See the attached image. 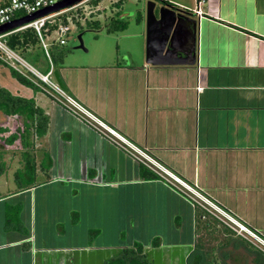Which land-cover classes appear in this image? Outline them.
I'll return each instance as SVG.
<instances>
[{"label":"crops","instance_id":"crops-1","mask_svg":"<svg viewBox=\"0 0 264 264\" xmlns=\"http://www.w3.org/2000/svg\"><path fill=\"white\" fill-rule=\"evenodd\" d=\"M157 1L190 13L198 22L199 64L148 65L147 50H127L115 62L76 57L59 70L67 94L264 240V0ZM198 3L201 17L195 10ZM177 41L185 45L187 35ZM50 64L51 70V60ZM5 70L10 79L3 75ZM0 75L7 82L14 80L5 65ZM10 85L19 91L16 84ZM39 88L40 92L28 88L27 95L20 96L34 98L50 117L48 133L34 153L39 161L36 180L42 182L21 192L11 189L13 169L3 159L0 264H108L127 250L125 245L107 244L109 222L112 225L115 216L122 215L115 212L116 201L126 194H146L149 208L155 203V215L165 207L171 215L183 214V222L190 221L186 232L183 222L167 228L178 231L175 239L163 235L171 241L136 243L143 246L149 263L190 264L197 238L196 208L190 199L163 180H144L142 163ZM42 163L49 167L47 172ZM81 194L87 200L68 208L64 201ZM51 199L55 208L46 202ZM160 200L165 204L159 205ZM8 207L20 209V229L7 224ZM62 211L77 217L68 227L62 223V231L49 232L51 217L61 222ZM126 221L135 229L133 220Z\"/></svg>","mask_w":264,"mask_h":264},{"label":"rangeland","instance_id":"rangeland-1","mask_svg":"<svg viewBox=\"0 0 264 264\" xmlns=\"http://www.w3.org/2000/svg\"><path fill=\"white\" fill-rule=\"evenodd\" d=\"M150 1L153 0H124V3L123 5H120V8L119 6L116 5V2H118V0H92L89 3L82 5L79 8V12H72L71 14L66 16L67 18L66 24L69 26L70 32H68V34L63 36V38L66 41L64 45H60L59 43L56 42L59 36L55 33H51L50 36L47 35L45 37L46 43L49 44L50 55L54 50V47L56 46L60 47L61 49L70 51L68 53L69 55L68 56L66 55L65 58L66 63H68V61L75 60L76 57L78 59L88 58L90 60L93 58H99L100 60L115 62V59L117 60V57L118 59L119 57H121L120 53L123 54L127 50H131L133 52L141 50L145 53L147 48V7H148V2ZM154 1L157 3V7H161L162 3L160 1L157 0ZM77 14H79L80 16H77ZM117 16L129 22L128 29L123 32H108L107 26L108 23L110 22V19ZM87 21L96 23L98 24V26L94 24L93 26H88ZM80 35L82 36V40L84 44L83 49H78V47L80 46V40H79ZM18 54L22 56L23 59L28 64L34 67L41 74L45 75L50 70V66H51L50 60L46 56V53L41 43H39V45L31 51L30 57H26L20 53ZM18 66L22 70V72H24V74L28 75L29 78L34 81V83L37 86L39 85L40 87H43V89L45 90L44 92L46 93L48 92V87L45 86L41 82V80H39L33 73H30L28 69L24 68L20 64H18ZM6 72L7 70H5V73L3 75L6 74L5 78L7 77L8 79H10V75ZM5 78L4 76L0 75V80L6 83V84L0 83L2 86L4 85L7 86V88L16 95L19 96L27 95L26 90L28 88L26 87L23 88V86L15 78L11 82H7ZM11 83L16 84L19 91L15 89V86L10 85ZM3 118L4 116L0 113V123ZM7 120L9 121L7 127L10 128L11 132H14L15 128L19 124V120L17 118L14 120L12 119L11 121L9 120V118ZM9 135L10 134L8 133L4 134V136H9ZM36 144H37V149L41 147L40 140H38ZM38 157L39 154L36 155L37 159ZM3 159H6L10 163L11 169H13V173L23 166L21 149L17 146L9 148L8 151L7 149H2L0 147V165L3 162ZM38 162L39 161L37 160V163ZM13 173H10L9 175L10 182L8 184L11 189L16 188ZM39 181L42 182V179H40ZM39 181L38 183H41ZM8 184L4 182L2 183L4 188H6V185L8 187ZM2 191L4 190L2 189ZM40 196L41 195L37 191L36 209L38 214L37 215L38 229L41 228L40 226L41 221L39 222ZM69 197H72V195L69 194ZM85 200H87L86 194H81L80 197H78L77 199L73 197L64 202H66L68 208L69 207L75 208L76 206L80 207L81 201H85ZM125 200H127V202ZM34 201H35V197H34ZM46 202L48 203V206L55 208L53 199L48 200ZM154 204L155 203H151L152 209L149 208L150 200L146 196V194H126V196L122 199L120 203L116 201L115 212L118 213L120 211L122 215L118 219L117 216H115L116 221L112 220V225L109 222V227H107V229L108 230L111 229L112 231L109 232V238L107 244L108 245L117 244L123 246L125 245L127 249H134L136 245H138L136 244L137 242L141 244L151 243L152 245L153 244L159 245L161 242L171 241V239L169 240L168 238H163L164 234H166L167 236L170 234L172 235V239L173 238L175 239L178 231L177 230H176L177 232L174 231L175 232L174 234L173 231L168 229H173V228L175 229L178 228L180 225H182V222L184 220L182 216L183 214L181 216L171 215L170 213H168L171 210L170 208L160 207L161 210H159L155 215L153 210ZM158 204L162 205L165 203H162V201L160 200ZM174 207L180 208L178 203H175ZM181 207L183 208L184 205L182 204ZM115 212L112 213L110 217H113L115 215ZM221 214L223 215L221 219L224 220V223L225 224H227V222L230 223L229 221L231 218L226 213H221ZM232 215L236 218L235 214ZM59 217L60 220L62 219L61 222L56 221L54 217H51L50 226H48L49 232L56 233L57 231H62V229L64 228L63 225L68 227L70 225L69 223L71 222V219L77 216L68 214L67 212L63 213L62 211ZM163 218L165 221L164 220L161 221ZM127 219H131L134 221V224L136 225V227L134 225L135 229L131 228L132 224H128V222L126 221ZM166 221L168 225H166ZM200 225L203 226L202 222L200 223ZM182 226L184 227V229H182V232H186L187 229L191 227L190 221H187L186 219L183 222ZM78 228L79 230L86 229V227H82L81 225H78ZM92 233L93 232L88 231L89 236H91ZM236 236L239 239H243V241L245 242L238 245L239 246L238 248L235 247L234 245L226 249L224 252L218 250V254H217L218 263L222 262L224 264H264V256H263L264 245L261 243V241L255 236H249L245 232H240L239 229H238V233L236 232ZM210 244L211 246H213L216 245L217 243L216 242L207 243L208 246ZM56 245H60V243L57 242ZM202 249L203 251L201 252H205L204 245L202 246ZM197 255L198 254L196 253L195 255L196 258H198L199 256ZM208 259H210V257Z\"/></svg>","mask_w":264,"mask_h":264},{"label":"trees","instance_id":"trees-1","mask_svg":"<svg viewBox=\"0 0 264 264\" xmlns=\"http://www.w3.org/2000/svg\"><path fill=\"white\" fill-rule=\"evenodd\" d=\"M123 3L124 0H118L116 5L120 8V5H123ZM164 3L165 5L171 6L168 2ZM63 23H67L66 17L63 18ZM93 24L98 26L96 23L87 21L88 26H93ZM128 26L129 22L127 20L117 16L110 19L107 29L108 32H123L128 29ZM5 41L9 48L26 57H30L31 51L40 43L38 35L33 29H27L10 35L5 38ZM69 52V50L61 49L58 46L54 47V50L50 55L54 70H60L64 66L66 55L68 56ZM3 65L9 67L12 77L21 85L32 89L34 92H40L41 89L39 86H37L30 78L24 76L0 60V66ZM0 113L4 116L0 123V146L4 149H9L15 146L21 149L23 166L14 174L16 189L18 192L31 189L37 185L36 177L38 165L34 157V153L37 150L36 143L48 133L50 117L37 105L34 98L28 99L14 95L12 92L1 86ZM8 118L10 121L16 118L19 120V124L14 132H11L10 128L7 127V124L9 123L7 120ZM5 133L10 135L4 136ZM42 167L43 168L41 169H44L46 172L49 170V167L46 166L45 163H42ZM4 169L5 166L0 167V177ZM141 176L144 180H162L157 173L144 164ZM216 205L222 208L230 216L234 217L228 210L217 203ZM194 207L196 208L197 238L194 254L190 257V264H224L222 262L218 263L217 261L218 250L224 252L226 249L234 245L238 248V245L244 243V241L241 239L239 240V238H237L238 240H235L234 237H237L236 232L225 224L218 216L198 204H195ZM19 214V208L10 209L8 207L7 224H13L16 228L20 229L22 223ZM201 222L203 226L200 225ZM208 242H216L217 244L213 246L210 244L208 246ZM203 245L205 252H201L203 251ZM143 249V246L138 244L134 249L124 250L119 257L110 260L108 264H150L149 260L143 253ZM196 253L199 255H197L198 258L195 257ZM209 257L210 259H208Z\"/></svg>","mask_w":264,"mask_h":264},{"label":"built area","instance_id":"built-area-1","mask_svg":"<svg viewBox=\"0 0 264 264\" xmlns=\"http://www.w3.org/2000/svg\"><path fill=\"white\" fill-rule=\"evenodd\" d=\"M64 0H0V27L11 23L14 20H18L24 18L26 16L33 15L38 13L39 11L52 7L57 3ZM92 0H85L79 4H76L70 8L65 10L50 14L40 19H36L32 21L30 24L25 25L19 29L10 31L8 33L0 35V60L5 64L10 66L11 68L17 70L24 76L28 77V75L24 74L22 70L19 68L18 64L28 69L30 73H33L41 82L48 87V94L52 96L56 101L60 104L64 105L71 112L81 117L89 126L93 127L99 133L103 134L106 137L111 138L116 144L120 145L124 148L130 155L144 164L152 171L157 173L160 178L169 184L172 188L176 189L180 193L187 196L192 204H198L204 209L212 212L214 215L218 216L220 219L222 218L221 213H226L222 208L216 205L210 198H208L205 194L200 192L194 186L190 185L186 181H184L181 177L171 172L168 168L160 164L156 159H154L147 151L141 150L136 146L132 145L128 140H126L123 136L118 134L115 130L110 128L108 125L103 123L93 114L88 112L85 108H83L80 104H78L71 96H69L66 92H64L56 80H54V67H51L50 72L47 75H42L35 68H33L30 64H28L22 56L13 51L7 45L5 38L16 34L21 31H25L27 29H33L38 35L39 41L49 58V44L46 43L45 37L50 36L51 33H55L59 36L56 41L60 45H64L66 43L63 36L70 32V28L67 24L63 23V18L71 14L72 12H79V8L89 3ZM196 13L201 17L202 10L200 9V3L196 7ZM77 16H80L77 14ZM67 19V18H66ZM54 78V79H52ZM220 212V213H219ZM231 219L230 223L227 222V225L232 228L235 232L238 233V229L240 232H245L249 236L257 237L261 243L264 245V240L260 237V235L247 227L242 222L236 220L234 217L230 216L226 213ZM221 217H220V216ZM222 220V219H221ZM226 220V219H225ZM224 222V220H222ZM264 247V246H263Z\"/></svg>","mask_w":264,"mask_h":264},{"label":"water","instance_id":"water-1","mask_svg":"<svg viewBox=\"0 0 264 264\" xmlns=\"http://www.w3.org/2000/svg\"><path fill=\"white\" fill-rule=\"evenodd\" d=\"M85 0H64L24 18L14 20L0 27V35L19 29L36 19L65 10ZM187 35L183 45L178 37ZM80 46L84 44L79 36ZM192 41V42H191ZM180 45H183L180 47ZM147 64L152 66H197L198 60V22L190 13L167 6L157 7L154 1L147 7ZM54 78L60 88L67 92L66 84L59 70H54Z\"/></svg>","mask_w":264,"mask_h":264}]
</instances>
